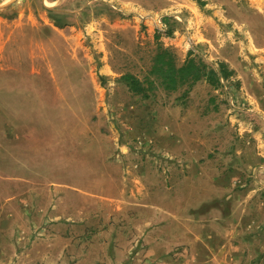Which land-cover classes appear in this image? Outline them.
I'll use <instances>...</instances> for the list:
<instances>
[{
    "label": "rangeland",
    "instance_id": "1",
    "mask_svg": "<svg viewBox=\"0 0 264 264\" xmlns=\"http://www.w3.org/2000/svg\"><path fill=\"white\" fill-rule=\"evenodd\" d=\"M190 57L233 74L165 88ZM106 231L124 264H264V0H0V264Z\"/></svg>",
    "mask_w": 264,
    "mask_h": 264
},
{
    "label": "crops",
    "instance_id": "2",
    "mask_svg": "<svg viewBox=\"0 0 264 264\" xmlns=\"http://www.w3.org/2000/svg\"><path fill=\"white\" fill-rule=\"evenodd\" d=\"M2 31L6 32V28H3ZM123 232L124 231H121L120 233H116L115 235H110L108 231H106V233L97 232L92 237H90L83 245L76 241V239H78V236L64 234L62 235L61 239L67 240V249L64 253V256L66 257H61L62 253H59V246H57V248L55 247L56 252L51 253V257L48 258V262L50 261V264H124L126 263V261H124L126 255H131V253L133 252L134 244L132 241L137 237V233L134 231H130L127 233ZM104 235H107L108 237L111 236L114 240L116 238L115 242L123 239H130L129 247H127V245H124V247H122L121 245L119 246V243L117 245L114 244L115 249L111 252V255H106L104 244L105 240L103 239ZM150 235L153 239L158 238L152 231H150ZM159 238L161 237L159 236ZM36 246L37 240L34 242V248ZM152 249H154V246H152ZM79 252H81V254L76 256V254ZM40 256L41 255L37 251H35L33 252L31 258L35 257L36 261H40Z\"/></svg>",
    "mask_w": 264,
    "mask_h": 264
},
{
    "label": "trees",
    "instance_id": "3",
    "mask_svg": "<svg viewBox=\"0 0 264 264\" xmlns=\"http://www.w3.org/2000/svg\"><path fill=\"white\" fill-rule=\"evenodd\" d=\"M156 72L164 77L165 88L170 90H175L180 85L193 84L201 79H205L211 84H217L220 77L229 78L233 74V71L224 62H219L217 69H209L205 63L197 62L192 57L187 58L179 66H176L172 61L162 62L160 66L156 67ZM123 79L133 90L140 91L142 89L140 81L133 75L126 74Z\"/></svg>",
    "mask_w": 264,
    "mask_h": 264
}]
</instances>
